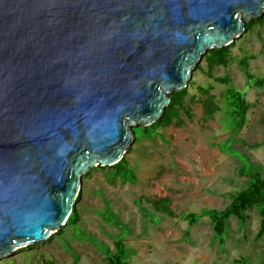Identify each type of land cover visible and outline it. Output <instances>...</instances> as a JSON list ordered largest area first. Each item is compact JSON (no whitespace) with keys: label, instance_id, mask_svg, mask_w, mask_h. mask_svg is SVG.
Returning <instances> with one entry per match:
<instances>
[{"label":"water","instance_id":"water-1","mask_svg":"<svg viewBox=\"0 0 264 264\" xmlns=\"http://www.w3.org/2000/svg\"><path fill=\"white\" fill-rule=\"evenodd\" d=\"M264 0H0V258L66 224L213 48Z\"/></svg>","mask_w":264,"mask_h":264},{"label":"rangeland","instance_id":"rangeland-1","mask_svg":"<svg viewBox=\"0 0 264 264\" xmlns=\"http://www.w3.org/2000/svg\"><path fill=\"white\" fill-rule=\"evenodd\" d=\"M246 19L245 29L228 48L226 64L209 68L204 56L192 70L185 89L183 124L172 123L159 134L140 133L127 147L125 158L133 175L117 174L113 166L91 167L82 177L80 199L74 204L76 222H66L48 238L19 247L0 264H107V250L122 238L128 264H264V234L259 233L261 207L232 216L224 235L204 217L189 225L180 216L156 211L149 199L169 196L178 215L204 208L224 209L251 179L242 173L247 164L264 179V86L249 85L242 67L248 59L255 76L264 75V20ZM251 22L249 28L247 23ZM229 77L250 102L248 123L237 134L222 108V92ZM210 88L221 106L203 121L198 88ZM177 91V90H174ZM173 91V92H174ZM229 144L235 154L224 151Z\"/></svg>","mask_w":264,"mask_h":264},{"label":"trees","instance_id":"trees-1","mask_svg":"<svg viewBox=\"0 0 264 264\" xmlns=\"http://www.w3.org/2000/svg\"><path fill=\"white\" fill-rule=\"evenodd\" d=\"M264 20V16L260 18V21ZM251 22L247 23L249 28ZM229 55L228 48H213L209 49L203 56L206 60L209 68L213 69L214 66L219 64H226ZM244 74L248 80L249 85H261L264 86V75L255 76L250 68L248 59H242L241 61ZM227 83L226 88L222 92L223 103L219 105L215 96L210 93V88L199 87L198 90L201 94L199 99L203 104V121H208L214 117L216 112L222 108L224 109L227 121L234 134L240 132L248 123V111L250 108V102L246 98V92L232 86L229 82V77L220 79ZM187 90L184 88L181 91H174L171 94V101L166 107L162 116L157 119L153 124L145 126V132L153 135L154 133L159 134L160 128L170 126L172 123L177 125L183 124L184 120L181 116V111L191 117L190 107L184 106L185 97ZM140 133L135 129L136 136ZM233 140H230L228 144H223L222 148L224 151L235 154L234 150H230L229 144ZM264 145V139L262 142L253 144V147H259ZM115 168L117 174H128L133 175L132 170L128 167V161L125 156L117 163L112 165ZM242 173L251 179L249 186L238 192L233 196L232 201L224 208H204L201 211H190L183 215H178L172 208V201L169 196H162L156 199H149V202L153 205V208L161 213H165L169 216H180L182 219L187 220L189 225L196 224L200 219L207 217L213 224L214 230L218 235H224L227 229V222L232 216H237L240 219L245 218V212L247 209L257 205L261 207V224L259 233L264 234V179L258 172L251 171L249 165H245L242 169ZM80 199V193L75 203ZM78 211L74 205L72 213L68 218L67 222H76L78 219ZM127 246L123 242L122 238H118L114 243V250H107V264H128L127 259ZM240 264H251L245 259L240 260Z\"/></svg>","mask_w":264,"mask_h":264}]
</instances>
